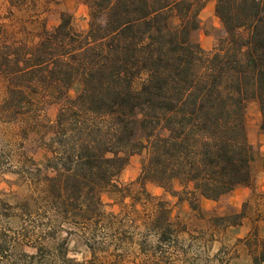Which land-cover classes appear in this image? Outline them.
I'll return each mask as SVG.
<instances>
[{
	"label": "trees",
	"instance_id": "trees-1",
	"mask_svg": "<svg viewBox=\"0 0 264 264\" xmlns=\"http://www.w3.org/2000/svg\"><path fill=\"white\" fill-rule=\"evenodd\" d=\"M209 1L85 0L86 31L64 13L35 44L0 41V124L37 122L45 101L60 104L56 121L44 126L51 156L35 178L46 213L90 230L109 220L103 195H125L116 178L143 152L142 192L151 197L152 183L194 212L202 200L252 187L247 108L258 103L264 133V0H214L222 31L207 51L195 33ZM154 213L153 231L171 244L169 202L159 199ZM1 215L0 258L7 259L18 242ZM244 218L237 212L212 222L225 229ZM245 243L251 264H264V239Z\"/></svg>",
	"mask_w": 264,
	"mask_h": 264
},
{
	"label": "rangeland",
	"instance_id": "rangeland-1",
	"mask_svg": "<svg viewBox=\"0 0 264 264\" xmlns=\"http://www.w3.org/2000/svg\"><path fill=\"white\" fill-rule=\"evenodd\" d=\"M64 13L72 15L77 30L88 29L85 0H0V41L35 44L44 30L60 23ZM200 21L195 39L211 51L222 31L214 0L200 13ZM79 89L73 87L69 95L74 97ZM40 108L37 122L0 124L4 166L0 174L1 224L11 240L18 242L7 259L0 258V264H251L245 239H264V133L256 101L247 108L248 136L254 148L252 187H238L217 202L202 200V211L194 212L188 202L178 201L152 183L146 184L151 197L146 196L136 180L147 153L135 154L116 178V183L126 188L125 195H103L110 218L95 222L92 230L84 223L55 218L42 205L41 185L35 178L38 168L51 156L45 145L51 134L44 126L56 121L60 104L48 100ZM175 186L179 188L177 182ZM159 199L168 201L171 208V244L160 243L153 231ZM237 212L245 215L240 226H213L212 217ZM49 228L53 230L50 238ZM32 242L48 249L33 248ZM23 252L38 255L31 260Z\"/></svg>",
	"mask_w": 264,
	"mask_h": 264
},
{
	"label": "crops",
	"instance_id": "crops-1",
	"mask_svg": "<svg viewBox=\"0 0 264 264\" xmlns=\"http://www.w3.org/2000/svg\"><path fill=\"white\" fill-rule=\"evenodd\" d=\"M262 178L264 179V176H263ZM263 183H264V181H263ZM262 189H263V191H264V186H263ZM242 190L247 191L246 189H242Z\"/></svg>",
	"mask_w": 264,
	"mask_h": 264
}]
</instances>
